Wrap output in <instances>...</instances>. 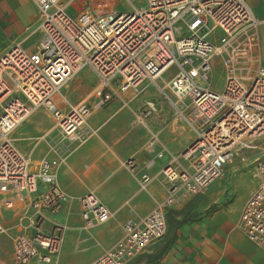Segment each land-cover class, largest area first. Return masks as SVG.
<instances>
[{
	"label": "built area",
	"instance_id": "2783aa9c",
	"mask_svg": "<svg viewBox=\"0 0 264 264\" xmlns=\"http://www.w3.org/2000/svg\"><path fill=\"white\" fill-rule=\"evenodd\" d=\"M31 1L42 32L36 51L16 46L0 58V195L8 209L14 199L30 197L19 218L14 264H51L62 251L64 228L45 229L70 201L59 187L58 169L67 160L66 146H82L97 134L89 124L93 108L70 106L63 94L72 78L87 68L94 72L99 80L95 106L101 108L119 93L156 85L176 68L167 85L192 108L189 123L196 140L182 154L189 166H166L165 200L141 221H128L122 239L90 263L127 264L164 239L170 208L185 207L203 195L241 149L253 148L264 137L262 22L246 0H146L141 8L128 0L131 9L125 11L116 0H82L80 7L79 0ZM218 63L226 74L221 91L213 89ZM41 108L55 118L59 142L66 146H55V157L43 159L33 172L31 159L11 136ZM150 116V110L142 112L132 125L147 128ZM158 144L157 134L150 131L148 149ZM126 166L134 168L132 161ZM257 167L264 175V156ZM149 180L143 175V186ZM80 203L86 228L112 217L94 193ZM240 227L264 249V178L244 205ZM5 233L0 223V235Z\"/></svg>",
	"mask_w": 264,
	"mask_h": 264
},
{
	"label": "crops",
	"instance_id": "0c3cea01",
	"mask_svg": "<svg viewBox=\"0 0 264 264\" xmlns=\"http://www.w3.org/2000/svg\"><path fill=\"white\" fill-rule=\"evenodd\" d=\"M81 1L77 2V7H80ZM246 1L254 16L262 22L259 37L264 67V0ZM37 31L39 37L34 36ZM41 37L38 10L30 0H0V58L16 46L29 53L35 52ZM32 38L36 40L30 43ZM87 70L91 69L80 71L77 78ZM92 73L95 86L89 101L73 104L70 96L76 88L68 85L63 88L70 106L85 103L93 108L89 124L97 130V134L85 144L72 147L60 143L55 118L44 108L41 109L49 120L47 124L30 122L33 112L11 136L31 159L33 172L38 170L43 159L55 157L52 151L55 146L63 149L66 146L68 150L66 162L58 169V184L70 201L45 226L47 232L52 231L54 226L64 228L61 254L51 264H90L112 249L122 239L123 226L128 221H141L165 200L164 168L168 165L188 167L190 162L182 154L196 140L192 127L182 123L179 117L173 118V108L181 102L175 95L177 101L173 102V92L167 85L169 80H165L163 85L157 81L156 85L143 86L144 89L139 92L119 93L112 102L98 108L95 106V91L99 80ZM151 86L156 87L162 96H146L144 91ZM135 93H140L138 101ZM136 104H141L143 109H137ZM148 110L151 116L147 119V128L132 125L136 115ZM150 131L159 139V144L152 150L148 149ZM252 145L253 148L240 151L255 149L256 145ZM161 152L163 156L159 158ZM129 161L133 162V169L126 166ZM223 172L225 178L212 184L203 195L185 207L176 204L170 208L168 214L174 211L179 222H168L164 239L127 264H264V249L251 242L240 227L244 205L257 190L264 175L257 165L255 170L237 173L227 168ZM143 175L150 178L145 186L142 184ZM231 175L236 199L232 204L221 205L228 184L226 177ZM247 178L249 184L245 192L239 194L234 186L243 185ZM89 193L97 195L112 214L107 223L92 228L85 227L80 203ZM4 198L0 195V223L7 233L0 236L7 237V242L3 244L0 238V264H14V239L21 231L19 218L30 197L21 202L7 195L6 198L15 201L11 209L4 206Z\"/></svg>",
	"mask_w": 264,
	"mask_h": 264
},
{
	"label": "rangeland",
	"instance_id": "374dc122",
	"mask_svg": "<svg viewBox=\"0 0 264 264\" xmlns=\"http://www.w3.org/2000/svg\"><path fill=\"white\" fill-rule=\"evenodd\" d=\"M116 1L119 2V5L121 6V8H120L121 11L131 9V6L129 5L128 0H116ZM131 1L138 8L146 6V0H131ZM34 36L39 37L40 33L37 31ZM35 40H36L35 38H32L30 43H33ZM214 68L215 69H214L213 89L215 91H221L223 89V86H224L226 74H225V71H224V69L220 63L216 64L214 66ZM175 72H176V68H171L170 70H168L164 75V79L158 80V84L163 85L164 81L169 80L172 77V75H174ZM67 85L74 88V89L76 88V90H74L75 92H73L70 96L71 102L73 104H78L82 101H89L93 97L91 95V91L95 86V77H94L91 70H87L85 72H82L78 76V78H77V76L72 78V80ZM79 85L81 86L82 89H80ZM167 90L170 92L169 89H167ZM144 93L146 96H148V95L162 96L157 91L156 87H154V86H151L150 88L148 87L147 90L144 91ZM135 96H136V101H138L141 97L140 93H135ZM171 96L173 97V102H176L177 99L174 96V94L173 95L171 94ZM179 102H181V103H179L177 105V108H173V118L179 117L182 123H184L186 126L189 125L191 127L189 121L191 120L190 113H191L192 108L187 103H183L180 100H179ZM136 107H137V109H143L141 104H139V105L136 104ZM31 121L34 122L35 124L37 122L44 123V124H47L49 122V120L46 118L42 109H38L37 111L34 112V114L30 118V122ZM27 126L30 127L31 125L28 123ZM253 144L256 145L255 149L242 150V151L238 152V154L234 157L232 162H230L226 166L225 169L230 168L232 170V172H237V173L243 172V171L249 170V169L255 170L256 165L264 156V137H260V138L256 139V141ZM247 156L250 159L246 158ZM244 158H246V160H243ZM249 164H251V165H249ZM223 178H225L224 172H223V176L217 182L222 181ZM247 180L248 181H245V183L243 185H236L235 184L234 188H236V190L239 194H242L245 192V190L249 184V178H247ZM226 181L228 183L227 189L225 191L224 199H223V202H221V205L232 204L234 202V200L236 199V195L233 191V186L231 183L233 181V175L229 176L228 178L226 177ZM173 212H170L167 216V220H168L169 224H170V222L171 223L172 222H179V220L177 219V215L173 214ZM1 237L2 236H0V238ZM1 240H2V243L5 244L7 242V237H2Z\"/></svg>",
	"mask_w": 264,
	"mask_h": 264
}]
</instances>
